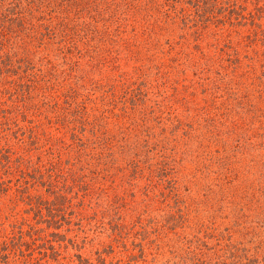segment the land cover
<instances>
[{"label":"rangeland","instance_id":"rangeland-1","mask_svg":"<svg viewBox=\"0 0 264 264\" xmlns=\"http://www.w3.org/2000/svg\"><path fill=\"white\" fill-rule=\"evenodd\" d=\"M264 264V0H0V264Z\"/></svg>","mask_w":264,"mask_h":264},{"label":"trees","instance_id":"trees-1","mask_svg":"<svg viewBox=\"0 0 264 264\" xmlns=\"http://www.w3.org/2000/svg\"><path fill=\"white\" fill-rule=\"evenodd\" d=\"M100 264H107L105 261H101Z\"/></svg>","mask_w":264,"mask_h":264}]
</instances>
